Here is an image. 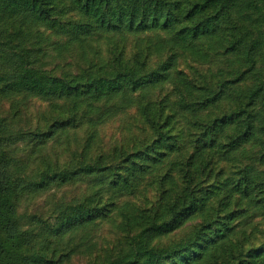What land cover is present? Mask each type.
I'll return each mask as SVG.
<instances>
[{
	"label": "trees",
	"instance_id": "16d2710c",
	"mask_svg": "<svg viewBox=\"0 0 264 264\" xmlns=\"http://www.w3.org/2000/svg\"><path fill=\"white\" fill-rule=\"evenodd\" d=\"M30 100L46 128L17 127ZM5 101L0 264H264V0H0ZM74 128L70 161L43 152Z\"/></svg>",
	"mask_w": 264,
	"mask_h": 264
},
{
	"label": "rangeland",
	"instance_id": "374dc122",
	"mask_svg": "<svg viewBox=\"0 0 264 264\" xmlns=\"http://www.w3.org/2000/svg\"><path fill=\"white\" fill-rule=\"evenodd\" d=\"M188 62L191 63L190 60ZM182 66L186 67V62H183ZM9 105L10 104L8 101H5L1 104L0 112L2 113V115H6L8 113L7 110L9 109ZM28 108L30 114L29 112L27 114L25 113L24 117L20 120V122H18L17 127H20L21 125L26 128H34L35 125L39 124L42 129L46 128V122H40L39 115L41 113L46 114V111L49 110L48 104L37 100H30L28 101ZM121 124H123V122L120 119H117L109 122L102 128V144L106 150L113 148L115 145H120L123 142L126 143L127 136L125 135V131L122 132ZM85 137L86 132L83 129H70L67 137H63L62 141L57 143H53L52 141H50L43 152L47 151L51 155V158H55L61 164L65 163L66 161H70V159L74 157L76 152L80 150V144L84 141ZM28 149L29 146L24 143H18L11 146V152H15L18 155L28 154ZM80 191L81 189L79 190L73 185H66L62 187L53 186L42 195L37 197L36 200L24 201L23 203H21L19 209L21 212L30 214L36 213L37 215L46 218L49 216L48 209L50 206L49 204L45 206V202L53 203L52 205H56L60 202V200L70 202L73 201L74 197H77L79 195ZM103 234L110 240L115 236L111 229L107 227L104 229ZM178 235L181 236L180 234ZM263 235L264 234H260V232H256L252 235L253 237L250 242L254 246L259 245V243H261V241L264 239ZM89 258L88 256L75 255L69 264H92Z\"/></svg>",
	"mask_w": 264,
	"mask_h": 264
}]
</instances>
